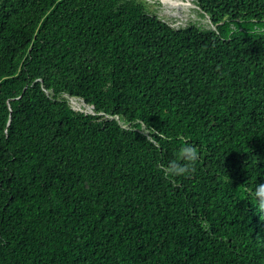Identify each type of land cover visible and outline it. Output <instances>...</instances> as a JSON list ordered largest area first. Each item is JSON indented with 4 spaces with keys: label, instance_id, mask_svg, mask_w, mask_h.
Masks as SVG:
<instances>
[{
    "label": "trees",
    "instance_id": "1",
    "mask_svg": "<svg viewBox=\"0 0 264 264\" xmlns=\"http://www.w3.org/2000/svg\"><path fill=\"white\" fill-rule=\"evenodd\" d=\"M192 2L0 0V264H264V0Z\"/></svg>",
    "mask_w": 264,
    "mask_h": 264
},
{
    "label": "rangeland",
    "instance_id": "2",
    "mask_svg": "<svg viewBox=\"0 0 264 264\" xmlns=\"http://www.w3.org/2000/svg\"><path fill=\"white\" fill-rule=\"evenodd\" d=\"M140 1L144 3L150 14L157 16L172 28H184L189 24H195L206 28L211 27L207 17L202 15V12L194 5L192 0ZM67 100L73 110L83 113H92V109L87 107L81 100L74 98H67Z\"/></svg>",
    "mask_w": 264,
    "mask_h": 264
},
{
    "label": "clouds",
    "instance_id": "3",
    "mask_svg": "<svg viewBox=\"0 0 264 264\" xmlns=\"http://www.w3.org/2000/svg\"><path fill=\"white\" fill-rule=\"evenodd\" d=\"M197 150L191 145L182 147L180 156L178 159H182L186 162H194L197 160ZM190 171V167L181 166L178 162H172L164 169L165 174L182 175ZM253 199L256 200L258 207L264 212V184H258L252 193Z\"/></svg>",
    "mask_w": 264,
    "mask_h": 264
},
{
    "label": "bare ground",
    "instance_id": "4",
    "mask_svg": "<svg viewBox=\"0 0 264 264\" xmlns=\"http://www.w3.org/2000/svg\"><path fill=\"white\" fill-rule=\"evenodd\" d=\"M173 2V1H172ZM179 5V4H178ZM187 5V4H186Z\"/></svg>",
    "mask_w": 264,
    "mask_h": 264
}]
</instances>
